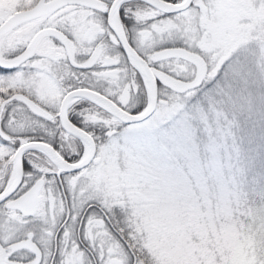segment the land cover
Here are the masks:
<instances>
[{"label": "snow or ice", "instance_id": "obj_1", "mask_svg": "<svg viewBox=\"0 0 264 264\" xmlns=\"http://www.w3.org/2000/svg\"><path fill=\"white\" fill-rule=\"evenodd\" d=\"M0 264H264V0H0Z\"/></svg>", "mask_w": 264, "mask_h": 264}]
</instances>
